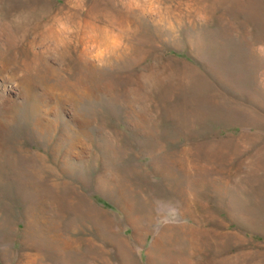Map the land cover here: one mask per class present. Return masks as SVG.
I'll list each match as a JSON object with an SVG mask.
<instances>
[{"label":"rangeland","instance_id":"rangeland-1","mask_svg":"<svg viewBox=\"0 0 264 264\" xmlns=\"http://www.w3.org/2000/svg\"><path fill=\"white\" fill-rule=\"evenodd\" d=\"M42 31L70 95L0 72V264H264V0H0V58Z\"/></svg>","mask_w":264,"mask_h":264},{"label":"bare ground","instance_id":"bare-ground-1","mask_svg":"<svg viewBox=\"0 0 264 264\" xmlns=\"http://www.w3.org/2000/svg\"><path fill=\"white\" fill-rule=\"evenodd\" d=\"M46 32L47 31H42L41 33L38 34V36L34 37L31 40V42H28L29 44H26L24 46H21V47L17 48L15 51L8 52L6 55L2 56L0 58V72L1 71H5V70H9V71H12V72H14L16 70L17 71H22L23 72L22 75L17 74V76L21 80V82H24L26 84H29V83H32L33 81H40L42 83H45L46 86L49 87L52 90L53 89L60 90V92L65 91L66 94L70 95V76H66V77L65 76H61L60 77L59 76L60 73L58 74L57 71H53V70H51L49 68L46 69V70H39L40 69V65L43 62V59H45V57L47 56L46 54L51 55L50 53H52L53 51L57 50L58 49L57 46H59V42H60V41H57L54 38V36L51 37V35L49 33H46ZM63 51H66V52H69L70 51V42H67L65 44V46L63 45ZM68 62H67V65H69V68H70V60ZM41 68H43V67L41 66ZM69 72H70V70H69ZM51 74H52V76H51ZM69 75H70V73H69ZM63 94H65V93H63ZM20 120L21 119L19 117H15L14 119H10V120H7V121L4 122V124L6 123V125L7 124H10V122H11V124L10 125H7V126L13 127L14 128L13 130L14 131L16 130L15 132L18 135L15 138H14V136L12 137V135H11V138H9V139H11V145L8 144V146L5 148V152H3L4 155L10 156V158H8L10 160L9 163L12 165V167L14 169L20 170V172H21V169H26V170H29L30 172H32L33 175H34V177L37 178V181H38V182H36V185L38 183H40L37 187H39V189H42L46 193V195L48 197H51V198H57L58 197L59 198V197L63 196L62 194H59V189H58L59 184L56 183V182H54V181H52V180H48V177H44V174L43 173L45 171L44 169L46 168V165L44 163V158L46 159V157H43L44 155L41 156L38 152H36L34 150H27V149L24 148L25 147L24 145L26 144V143H24L25 142L24 136H30V138H32V139H36L37 137L39 138L40 136L43 135L45 128L47 126L50 127V125H47L46 126V125H43L40 121H33L32 123H30V126H27L29 128V132H28V131L25 130L26 127H24V124L20 123L21 122ZM6 125H5V127H6ZM26 125L27 124H25V126ZM6 131H7V129H6ZM54 140H59V138H55ZM28 142H30V141H28ZM57 144H58L57 141H54V147ZM44 149H45V147H44ZM51 155H52V153H51ZM51 158H52V156H51ZM48 170L50 171L51 169H48ZM21 182H22V184L23 183L26 184V181L25 180H23ZM22 194H23V196H26V193L25 192H23ZM26 197H28V196H26ZM26 205H28V203H26ZM56 213L58 215H62V213L60 211L59 212L56 211ZM13 221L14 220H12V222ZM49 223L51 225L49 227H47V230L48 229H51V228H54L56 226H58L60 228L59 230H62L63 229V228L61 229V225L59 223L56 224V223L48 222V224ZM5 226H6V224H5ZM67 227H68V225H67ZM28 228L31 229V232H30V234L28 233V235L31 237V239L34 237L32 244L34 246H36V248H39L40 250L42 249L45 252H47V257H49V258L55 257L56 258L55 255H57L58 252H55V250L56 251H59L60 249L59 250L58 249H54V245L50 241H52L53 239L56 241L57 239H60V237H54V238L50 237L49 238L46 235H44V236H38V235H40V229L36 228L35 227V224L33 226H29ZM2 229H4V228H2ZM65 230H68V229H65ZM26 232L27 231H25V233ZM36 254H38V253H36ZM45 262H47V261H45ZM123 264H129V263H128V261H125L124 260L123 261Z\"/></svg>","mask_w":264,"mask_h":264}]
</instances>
